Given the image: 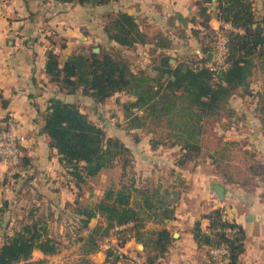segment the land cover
I'll list each match as a JSON object with an SVG mask.
<instances>
[{"label":"trees","instance_id":"16d2710c","mask_svg":"<svg viewBox=\"0 0 264 264\" xmlns=\"http://www.w3.org/2000/svg\"><path fill=\"white\" fill-rule=\"evenodd\" d=\"M59 1L106 4L112 0ZM197 6L198 17L194 16V20L198 26L192 28V35L207 52L204 62L212 60L209 53L215 43L210 24L213 13L234 27L227 31V66L219 70L217 78L209 66H196L194 60L184 58L171 63L172 55L167 51L152 58L151 68L155 71L152 74L143 68L135 69L133 60L122 49L98 52L90 46L69 54L63 62L60 54L49 48L45 70L50 81L60 91L81 93L99 105L109 102L115 94H125L127 100L122 102V109L127 128L149 126L153 127L150 131H155V127L166 130L167 138L173 139L169 145H178L181 150L177 165L183 166L210 147L204 138L208 125L217 121L231 96L241 88L254 93L250 80L255 69L260 68L264 75V12H259L255 0H197ZM104 28L109 39L128 49L149 41L163 49L173 45V39L164 32L141 28L136 16L123 9L107 13ZM255 94L259 97L257 104L264 127V92L257 90ZM48 101L42 130L80 189L103 169L112 167L120 154L133 152L120 136L109 135L104 125L82 110L80 103L58 94ZM164 143L162 138H152L151 148L157 149ZM25 163L23 158L24 168ZM180 196V189H170L162 183L161 176L152 181L133 176L119 185L108 186L96 200L76 199L73 211L78 217L77 231L88 229L78 239L84 241V250L88 252L99 249L102 239L111 234H116L120 242L131 236L140 239L149 221L165 222L175 217ZM7 209L5 201L0 206V229ZM223 211L219 206L206 213L212 232L202 231L198 220L195 235L200 242L229 245L230 256L224 264H235L245 248V228L235 218H224ZM92 217L97 222L90 227ZM17 223L13 232L1 233L0 264H43L46 257L33 258L36 248L45 254L58 250L59 239L50 233L46 217L34 213V207ZM228 228H236L235 233H228ZM171 239V232L163 227L155 231L153 242L164 254ZM113 255L118 258L120 254L109 248L108 257Z\"/></svg>","mask_w":264,"mask_h":264},{"label":"crops","instance_id":"0c3cea01","mask_svg":"<svg viewBox=\"0 0 264 264\" xmlns=\"http://www.w3.org/2000/svg\"><path fill=\"white\" fill-rule=\"evenodd\" d=\"M255 6L264 10V0H255ZM119 9L134 14L141 28L164 32L173 39L172 47L163 49L149 41L128 49L109 39L104 28L106 14ZM197 10V0H112L106 4L11 0L5 11L0 12V122L7 116L15 117L19 133L25 136L21 148L26 160V177L16 183L9 178L6 165L0 163V200L8 201L9 207L2 216L9 218L12 208L30 203L35 214L46 217L50 233L60 242L58 250L51 254L36 248L34 259L46 257L43 264H215L209 260L205 244L197 239L195 224L199 220L202 231L208 232L210 218L205 214L222 206L230 218L245 228V248L235 264H264V144L260 138L252 141L257 159L250 161L242 177L226 170L219 164L222 157H211L206 149L183 166L174 164L168 154L164 165L170 164L171 172H181L184 179L179 187L181 196L175 217L165 222L149 221L140 239L131 236L120 242L116 234L106 236L99 249L88 252L84 250V241L72 235L77 230L71 226H79L78 217L66 206L68 201L83 200L84 193L67 174L60 153L49 144V137L42 130L51 96L58 94L66 100L94 103L81 93L60 91L50 81L45 70L49 48L60 54L62 62L69 54L90 46H99L98 52L122 49L132 60L158 56L162 51H180L185 43L191 45L189 50L193 52L199 47L192 35V28L198 26L194 20V16L198 17ZM179 13L187 19V25L182 23ZM220 23L213 13L210 24L217 27ZM130 147L133 152L139 151L136 146ZM141 157L157 160L149 154ZM162 162L160 156L155 170L163 168ZM216 182L225 187L223 200L213 187ZM89 194L85 196L92 201L93 195ZM67 217L77 221L66 224L63 219ZM96 222L95 217L90 227ZM163 227L171 232L172 239L161 254L153 240L155 231ZM87 230L82 229L79 235ZM109 248H117L119 257H108Z\"/></svg>","mask_w":264,"mask_h":264},{"label":"rangeland","instance_id":"374dc122","mask_svg":"<svg viewBox=\"0 0 264 264\" xmlns=\"http://www.w3.org/2000/svg\"><path fill=\"white\" fill-rule=\"evenodd\" d=\"M260 12H264V10ZM219 26H212L214 28L213 34L215 40L217 38L216 28H222ZM190 46L189 43H185L184 48H181L180 51L170 50L168 53L172 55L176 62L184 58L195 60L198 56L195 51L191 52L189 50ZM159 56L138 57L133 59L132 63L135 69L143 68L147 72L154 74L155 71L151 68V60L152 58H159ZM175 60L172 62L173 64ZM250 88L254 93L249 94L241 88L231 96L217 121L208 125V132L204 137L205 143L210 145V147L205 148L207 153L216 159L218 156H221L222 160L219 164L238 177L244 176L249 168L250 161H256L257 159L255 156L257 155L254 147L255 144L252 141L260 138L262 144H264V127L257 104L259 97L255 94L257 90L264 92V75L260 68H256L251 76ZM125 100H127V96L119 94L113 96L106 104L99 105L83 100L79 102L93 120L104 125L109 135L120 136L127 144L136 146V149L139 150L128 154L127 152L120 154L112 167L103 169L97 176L90 179L92 182L88 181L83 184L81 189L84 193V201L81 200L82 202H86L88 199L91 200L85 194L92 193L93 200H95L97 196L103 194L108 186L112 184L119 185L120 181L128 180L133 176L137 178L143 177V179L147 178L149 181L154 180V178L156 180L158 176H161L162 183L169 186L170 189H179L183 185L184 179L182 173L178 171L171 172L170 164L168 166L164 165L168 154L172 155L174 164H177L181 156L179 146L169 145L173 139L167 138L166 130L161 127H155V131H150L153 127L149 126L128 129L122 109V102ZM152 138H162L166 143L161 144L156 150L152 149ZM233 141L236 143H233ZM143 154H149L152 158H157V160H152L151 158L142 160L141 156ZM160 156L163 158V168L159 167L155 170V165L159 162ZM74 201L67 202L66 206L68 209H73L77 206ZM19 205L17 209L12 208V215L9 218H3L4 221L0 229V240L2 239L1 233L4 230L13 232L15 221L19 222V220L25 217V213H28L33 208V205L30 203L23 202V204ZM75 221L77 220L72 217L63 219V222L66 224H74ZM91 223L92 220H90ZM6 224L8 225L7 227L4 226ZM77 227L76 225L71 226L74 231L79 229ZM72 235L78 237L79 231H76L75 234L72 233Z\"/></svg>","mask_w":264,"mask_h":264},{"label":"built area","instance_id":"2783aa9c","mask_svg":"<svg viewBox=\"0 0 264 264\" xmlns=\"http://www.w3.org/2000/svg\"><path fill=\"white\" fill-rule=\"evenodd\" d=\"M11 0H0V12H4ZM222 28H216V40L214 48L212 50V60L204 62L202 59L207 56V52L200 47L194 48L193 51L197 54L198 58L194 61L196 66L207 65L214 71L215 78L219 70L227 66L225 61L228 47V30L234 28L231 22L221 21L220 26ZM25 140V136L18 131V122L14 116H7L0 122V163H3L7 167V172L10 179H15L16 182L26 177V171L23 165L22 148L21 145ZM3 205L0 200V206ZM223 216L226 219H231L227 212L223 211ZM228 233L233 234L236 228H228ZM208 232H212L211 229ZM208 250V256L210 261H214L215 264H224L230 256V246L221 244H210L203 242ZM117 251V248H113Z\"/></svg>","mask_w":264,"mask_h":264},{"label":"water","instance_id":"95a60500","mask_svg":"<svg viewBox=\"0 0 264 264\" xmlns=\"http://www.w3.org/2000/svg\"><path fill=\"white\" fill-rule=\"evenodd\" d=\"M178 16H179L180 20L182 21V23H183L184 25H187V19H186L181 13H179ZM93 50H94V51H99V50H100V47H99V46H95V47L93 48ZM211 56H212V52L209 53V58H211ZM174 60H175L174 58H171V59H170L171 63H172ZM175 63H176V61H175ZM173 78H175V76H173ZM213 187H214V189L216 190V192H217V194H218L220 200H223L224 197H225V187H224L222 184L218 183V182L213 183ZM94 219H95V217H92V218H91L92 221H93ZM206 240H209V237H208V236L206 237Z\"/></svg>","mask_w":264,"mask_h":264}]
</instances>
